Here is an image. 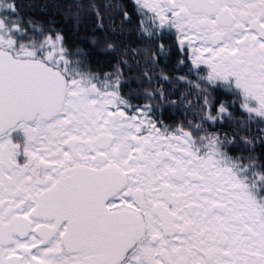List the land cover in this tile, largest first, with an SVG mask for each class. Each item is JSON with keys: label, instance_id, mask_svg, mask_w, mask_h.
Here are the masks:
<instances>
[{"label": "snow or ice", "instance_id": "obj_1", "mask_svg": "<svg viewBox=\"0 0 264 264\" xmlns=\"http://www.w3.org/2000/svg\"><path fill=\"white\" fill-rule=\"evenodd\" d=\"M0 264H264V0H0Z\"/></svg>", "mask_w": 264, "mask_h": 264}]
</instances>
